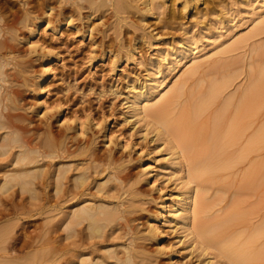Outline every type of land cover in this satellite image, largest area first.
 Returning a JSON list of instances; mask_svg holds the SVG:
<instances>
[{
  "label": "rangeland",
  "instance_id": "obj_1",
  "mask_svg": "<svg viewBox=\"0 0 264 264\" xmlns=\"http://www.w3.org/2000/svg\"><path fill=\"white\" fill-rule=\"evenodd\" d=\"M14 1L10 0L9 5ZM142 1L133 0L135 6L117 15L108 5L90 16V9L84 8L80 15L76 13L72 26L63 27L59 39H53L51 31L47 35L40 31L38 37L59 52V58L51 63L52 75L44 82L49 89L47 98L54 103L62 102V118L55 113L53 125L63 129L64 114L87 116L84 135L76 134L75 129L70 131L79 141L89 139L90 145L71 156L41 160L46 185L41 187L40 196L46 206L41 209L26 206L33 209L31 215L10 219L19 223L14 222V233H45L43 229L54 221L57 213L56 199L51 196L52 170L59 163L70 164L69 178L97 155L98 168L95 171L91 167L94 171L86 186L87 196L114 203L123 200L131 206L129 215L136 217L137 236L145 233L150 215L159 216V239L148 240L146 249H138L144 251V264H243L226 252L229 243L232 248L251 244L250 254L264 247V137L252 144V137L260 130L264 132V0H155L152 14L141 10ZM41 66L40 61L35 63L37 73ZM157 83L159 86L154 91L163 95L160 99V95L153 98L150 105H159L176 90L167 111L172 118L190 103L198 99L200 103L205 98V108L197 115L193 128L198 132L187 133L189 139L193 136L191 150L184 148L176 131L162 125L160 116L148 113L139 120L132 113L129 105L133 92ZM214 84L219 91L208 101ZM33 92L28 101L37 110L39 95ZM240 102L247 105L246 109ZM241 106L246 111L240 117ZM59 118L61 121L57 122ZM215 120L220 121L219 130L225 127L224 131L232 121L239 122V131L234 130L239 136L232 133L235 142L224 145L221 155L223 160L226 154L223 163L227 161L229 165L192 178L189 175L192 158L201 148L203 151L206 143H199L202 139L196 141L195 136L202 131L210 132ZM74 121L71 123L75 124ZM175 147L181 150L179 165L172 162ZM116 175L128 177L121 183L112 179ZM102 182L107 186L98 184ZM187 189L192 190L196 204L200 205L201 222L210 225L231 219L220 230L223 231L219 232L217 243L206 241V236L193 225L192 232L186 230L182 223L175 222L176 216L171 220L169 207ZM21 195L26 199L29 196L27 192ZM10 220L2 221L0 226ZM110 232L108 244H114L112 248L121 253L127 233L120 225ZM19 255L25 256L26 252L20 251ZM263 259V255H253L254 264H264Z\"/></svg>",
  "mask_w": 264,
  "mask_h": 264
},
{
  "label": "bare ground",
  "instance_id": "obj_2",
  "mask_svg": "<svg viewBox=\"0 0 264 264\" xmlns=\"http://www.w3.org/2000/svg\"><path fill=\"white\" fill-rule=\"evenodd\" d=\"M9 2L10 0H0V223L12 218L21 219L23 216L31 215L33 209L26 208V206H37V208L40 206V209L41 206H46V202L42 201L40 196L41 187L46 185L45 166L41 160L44 161L47 157L71 156L81 147L90 145L89 139L79 141L74 138L76 134L84 135L86 133L87 116L82 118L77 113L72 117L64 114L61 123L65 127L62 129L53 125L55 113L58 112L62 118V102L54 103L47 98L49 89H46L44 82H48V78L52 75L51 63L59 58V52L55 51L48 42L46 43L45 39L38 37L40 31L45 35L51 31L52 38L59 39V35L63 34V27L65 25L72 26L76 13L80 15L84 8L90 9L91 12L88 14L90 16L108 5L112 7L114 15H117V13L129 11L131 7L135 6L133 0H16L13 5H9ZM154 2L155 0H143L144 5L141 6V10L146 14H152ZM186 7L187 1H184L183 8ZM37 61L42 63V69L38 70L39 73L35 70ZM194 67L196 68V66ZM158 84L145 86L143 90L133 92L129 105L132 113L139 120H143L148 113L160 116V122L164 127L179 134L184 148L185 146L186 148L191 147L193 136L191 135L192 138L189 139L187 133L193 131L197 115L199 116V112H202L203 107L205 108V98L202 97L204 103H199L200 99H198L183 108L178 116L172 118L167 115V111L176 90L165 96L159 105H150L153 98L160 95L158 97L160 99L163 95L161 91H154L159 86ZM180 87L177 86L178 89ZM218 88L217 84L211 86L208 101H212L211 97H214L215 93L219 91ZM33 91L38 92L39 95L37 97L39 109L37 110L33 109L34 107L32 108L28 101L29 94ZM245 96L246 94L243 98L246 99ZM240 104L242 103L240 102ZM246 106L245 104V109ZM238 109L236 110L238 111ZM245 111L242 107L238 111V115L241 114V117ZM36 115H41L42 118H37ZM235 115L237 114L235 113ZM60 118L57 122L61 121ZM74 120L76 123L72 124L71 122ZM234 121L226 126L227 133L224 131L225 127H221L225 135H222L221 129L219 130L220 121L215 120L210 132L203 134L202 131V134L195 136L196 141L202 139L203 142L199 143H203V145L206 143L202 146L204 147L203 151L199 147L201 148L200 153L192 158L194 163L192 162L193 166L191 165L189 173L192 178L197 179L201 173L217 171L220 167L229 165L227 161L223 163L226 154H223L222 157L224 161L221 159V155L223 147L230 145L229 141V143L235 142L231 138L235 139L236 135L239 136L236 134L239 131H237L239 122L233 124ZM96 124L99 125L100 122L97 121ZM72 129H75V136L70 131ZM188 130L190 131L188 132ZM234 130L237 132L234 133ZM193 132L195 133L196 129ZM230 132L235 136L230 135ZM263 137L264 132L260 130L254 138L252 137V144ZM96 157L97 155H95ZM95 158H89L87 165L79 168L80 170L71 174L72 176L69 178L67 170L72 167L70 164L64 166L65 163L64 165L59 163L58 167L52 170L54 174L51 196L56 199L54 210L57 213L54 221L43 229L45 233L24 235L21 232L16 234L14 233L15 226L19 223L14 221L15 224L11 220L7 223L3 222V225L0 226V250H2L0 264H144L146 256L144 251L138 249H142L148 240L159 239L161 233L159 216L157 214L150 215L144 228L145 233L143 236H137L139 231L138 228L135 229L136 225L134 224L136 217L129 215L133 210L131 206L125 204L123 200L114 203L106 199L98 201L87 196L89 192L86 189L91 171H94V168L96 171L98 168ZM172 158V162L179 165L181 150L176 148L172 152ZM249 174L246 175L247 178L250 176ZM127 177L126 175H116L111 178L122 183ZM108 179L111 181L110 178ZM109 181L104 182L108 183ZM104 182L98 184L104 188L107 186ZM98 184L96 187L100 188ZM99 190L101 191V188ZM26 192L29 194L27 199L21 195ZM19 194L20 198L17 199ZM196 200L192 190L183 191L182 195L169 207V212L173 214L171 220L174 221L176 216L178 220L175 222L182 223L183 227L190 232H192V225L195 226L196 230L206 236V241L215 244L216 240L220 238L218 237L220 230L231 219L225 218L226 220L206 225L198 219L200 218L198 216L200 205L196 204ZM61 201L70 202V204L63 206ZM191 204L194 205L193 210H191ZM20 224L23 225V222ZM117 225L122 226L128 235V241H125L121 253L116 251L117 248H112L114 244L111 242L112 245L108 244L109 236L112 235L110 231ZM229 245L231 248L228 247L226 252L234 260L243 264H254V254L264 256V247L251 255V251L248 250L251 244L245 243V245L233 248L230 243ZM145 247L143 249H146ZM224 249L226 248L224 247ZM250 249L252 250V248ZM20 251H25L26 255L20 256ZM203 251L206 250L203 248Z\"/></svg>",
  "mask_w": 264,
  "mask_h": 264
}]
</instances>
